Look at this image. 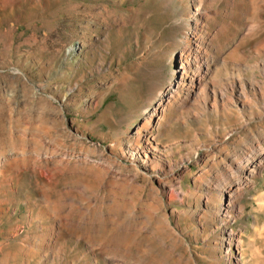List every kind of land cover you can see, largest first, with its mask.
Segmentation results:
<instances>
[{
  "label": "rangeland",
  "instance_id": "obj_1",
  "mask_svg": "<svg viewBox=\"0 0 264 264\" xmlns=\"http://www.w3.org/2000/svg\"><path fill=\"white\" fill-rule=\"evenodd\" d=\"M199 38L208 106L179 86ZM262 59L264 0H0V264H228L206 206L264 145ZM240 192L231 248L264 264V161Z\"/></svg>",
  "mask_w": 264,
  "mask_h": 264
},
{
  "label": "bare ground",
  "instance_id": "obj_2",
  "mask_svg": "<svg viewBox=\"0 0 264 264\" xmlns=\"http://www.w3.org/2000/svg\"><path fill=\"white\" fill-rule=\"evenodd\" d=\"M209 45L201 38L196 39L193 44H189L187 47L189 66L188 69H183L181 80L179 86L183 90L184 101L193 99L195 101L203 102L205 106H208L209 101L207 99H202L203 94H209L213 97V102L216 97L222 98L225 93L222 88L215 85L212 80H209L216 72L212 70L211 62H214L218 69L219 61L218 58L210 56L208 53ZM264 74V60H261V68ZM226 70V69H225ZM228 71V70H227ZM234 79L236 80V87L239 92L245 96V104H248L249 98L245 95V84L239 77V71L237 69ZM250 103V102H249ZM157 121L161 119L158 116ZM152 118L150 117L148 121H145L142 129L147 131V127L151 125ZM264 140V136H263ZM264 144V143H263ZM264 145L254 144V150L250 154L240 155L234 160L224 165L223 171L219 172L215 177L216 183L211 184L210 187L215 190L213 194V204L206 206V218L210 222H219L220 224H225L222 228V242L227 243L225 246V257L228 264H231V259L235 260V264H242L240 260L234 256L232 251L234 231L228 227V223L234 221V216L232 211H241L244 207L243 204L238 200L241 194L242 188L247 185L250 179L259 171L261 164L264 161ZM189 168V167H188ZM222 196H227V203H221ZM214 227V224H213ZM242 239L237 238L234 242V248L238 249L242 246ZM190 259H188L189 261ZM214 264H221L220 259Z\"/></svg>",
  "mask_w": 264,
  "mask_h": 264
}]
</instances>
